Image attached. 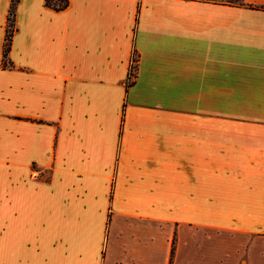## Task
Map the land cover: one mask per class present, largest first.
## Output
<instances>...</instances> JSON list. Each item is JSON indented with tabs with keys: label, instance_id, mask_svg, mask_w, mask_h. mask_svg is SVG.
<instances>
[{
	"label": "crops",
	"instance_id": "obj_1",
	"mask_svg": "<svg viewBox=\"0 0 264 264\" xmlns=\"http://www.w3.org/2000/svg\"><path fill=\"white\" fill-rule=\"evenodd\" d=\"M9 1L0 264H169L174 236L182 264L195 227L241 259L264 114L227 109H264V0H18L3 66Z\"/></svg>",
	"mask_w": 264,
	"mask_h": 264
},
{
	"label": "rangeland",
	"instance_id": "obj_2",
	"mask_svg": "<svg viewBox=\"0 0 264 264\" xmlns=\"http://www.w3.org/2000/svg\"><path fill=\"white\" fill-rule=\"evenodd\" d=\"M228 2H239V0H227ZM228 111L243 110L246 112H256L264 114V109H227ZM176 236H174L173 246L176 247ZM184 248L181 252L182 264H264V236L258 238L252 236L248 241L244 240L245 248L241 259H236L239 252L232 250L230 241H225L224 237L213 232H205L195 227L193 235H183ZM174 253V251H173ZM173 254L169 261L172 264ZM253 260V261H252Z\"/></svg>",
	"mask_w": 264,
	"mask_h": 264
},
{
	"label": "trees",
	"instance_id": "obj_3",
	"mask_svg": "<svg viewBox=\"0 0 264 264\" xmlns=\"http://www.w3.org/2000/svg\"><path fill=\"white\" fill-rule=\"evenodd\" d=\"M17 1L18 0L9 1L6 21H5V26H4L3 42L1 46V60H2L3 66L5 65L6 60H7V53L9 50L10 37L13 31V12H14V7ZM67 3H68V0H44V5L54 10H61L65 8L67 6ZM173 251H174V246H173V240H172L170 250H169V261L173 254Z\"/></svg>",
	"mask_w": 264,
	"mask_h": 264
},
{
	"label": "built area",
	"instance_id": "obj_4",
	"mask_svg": "<svg viewBox=\"0 0 264 264\" xmlns=\"http://www.w3.org/2000/svg\"><path fill=\"white\" fill-rule=\"evenodd\" d=\"M134 70H135V61L132 58L130 59L129 66H128V75H127L128 79L132 78Z\"/></svg>",
	"mask_w": 264,
	"mask_h": 264
}]
</instances>
